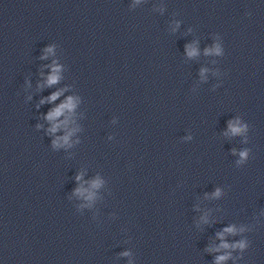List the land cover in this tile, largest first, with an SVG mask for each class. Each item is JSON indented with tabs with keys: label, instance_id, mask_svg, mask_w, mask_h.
Here are the masks:
<instances>
[{
	"label": "clouds",
	"instance_id": "1",
	"mask_svg": "<svg viewBox=\"0 0 264 264\" xmlns=\"http://www.w3.org/2000/svg\"><path fill=\"white\" fill-rule=\"evenodd\" d=\"M46 54H51L53 52L52 47H48L45 49ZM215 53V54H220L221 53V49L219 46H216L214 49H207L206 50V54H210V53ZM189 56H194L197 54V51L195 48H191L188 52ZM46 58L42 57V59ZM51 67V74L48 75L46 83L48 86H52L54 84H57L60 80V71L61 68L58 64H56L55 62H53V64L50 66ZM63 90L61 91H57L52 93L48 98L47 101L48 102H52L55 101L62 93ZM41 103H45L44 100H41ZM75 108V102L73 97H68L67 100L60 104L58 107L54 108L53 110L49 111L46 115V119L52 123V127L48 129V132L51 133H55L57 131V129L61 128V127H66L68 124V120L65 119L64 121L60 122V123H55L54 121L65 114V112L71 113ZM238 122H229V130L233 135H238L240 133H242L245 130L244 126H237ZM37 127H40V125H37ZM72 135V131H68L64 136L62 137H57L56 139H54L52 141L53 147H60L62 145H67L69 144V138ZM240 158L241 161L245 160L248 156V152L247 150L240 152ZM77 180H80L81 177L78 175L76 177ZM100 185V181L96 180L92 182V187L93 188H97ZM87 190L84 188H77L75 190V194L78 196H83L86 200L91 201L94 198V193L92 192H88L87 195H85V192ZM215 197H219L221 195V191L219 188H217L214 193L212 194ZM236 229L235 227H227L225 229H223L222 232L217 233V236L220 237V239L222 240V243L220 245L221 248H232V249H245L248 247V243L245 240H241L238 243H234V244H228L226 242H223V238H224V234L225 233H235ZM125 255H127V253H125ZM230 257V253L225 254V255H221L216 257L215 259V264H221V261L227 260Z\"/></svg>",
	"mask_w": 264,
	"mask_h": 264
}]
</instances>
